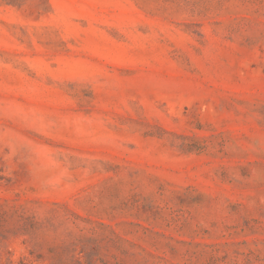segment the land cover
Here are the masks:
<instances>
[{
	"label": "rangeland",
	"instance_id": "obj_1",
	"mask_svg": "<svg viewBox=\"0 0 264 264\" xmlns=\"http://www.w3.org/2000/svg\"><path fill=\"white\" fill-rule=\"evenodd\" d=\"M0 264H264V0H0Z\"/></svg>",
	"mask_w": 264,
	"mask_h": 264
}]
</instances>
